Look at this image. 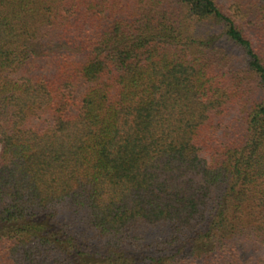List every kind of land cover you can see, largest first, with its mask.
I'll use <instances>...</instances> for the list:
<instances>
[{
	"label": "trees",
	"instance_id": "1",
	"mask_svg": "<svg viewBox=\"0 0 264 264\" xmlns=\"http://www.w3.org/2000/svg\"><path fill=\"white\" fill-rule=\"evenodd\" d=\"M0 264H264V0H0Z\"/></svg>",
	"mask_w": 264,
	"mask_h": 264
}]
</instances>
